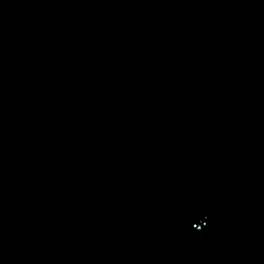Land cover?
Instances as JSON below:
<instances>
[{
  "label": "water",
  "instance_id": "1",
  "mask_svg": "<svg viewBox=\"0 0 264 264\" xmlns=\"http://www.w3.org/2000/svg\"><path fill=\"white\" fill-rule=\"evenodd\" d=\"M0 264H264V0H0Z\"/></svg>",
  "mask_w": 264,
  "mask_h": 264
}]
</instances>
